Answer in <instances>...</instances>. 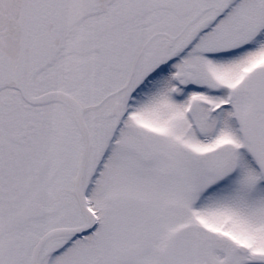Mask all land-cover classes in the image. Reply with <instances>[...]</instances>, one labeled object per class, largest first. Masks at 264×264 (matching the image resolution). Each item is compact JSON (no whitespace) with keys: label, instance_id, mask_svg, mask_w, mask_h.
Listing matches in <instances>:
<instances>
[{"label":"snow or ice","instance_id":"6c2138e0","mask_svg":"<svg viewBox=\"0 0 264 264\" xmlns=\"http://www.w3.org/2000/svg\"><path fill=\"white\" fill-rule=\"evenodd\" d=\"M0 264H264V0H0Z\"/></svg>","mask_w":264,"mask_h":264}]
</instances>
